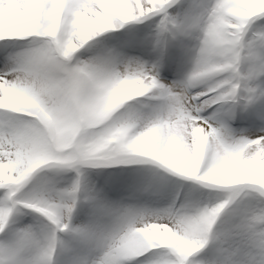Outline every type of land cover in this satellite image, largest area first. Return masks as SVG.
Here are the masks:
<instances>
[{"label": "snow or ice", "instance_id": "snow-or-ice-1", "mask_svg": "<svg viewBox=\"0 0 264 264\" xmlns=\"http://www.w3.org/2000/svg\"><path fill=\"white\" fill-rule=\"evenodd\" d=\"M0 264H264V0H0Z\"/></svg>", "mask_w": 264, "mask_h": 264}]
</instances>
